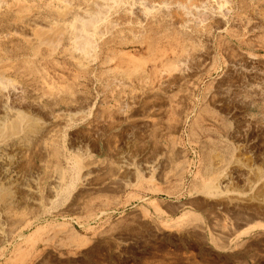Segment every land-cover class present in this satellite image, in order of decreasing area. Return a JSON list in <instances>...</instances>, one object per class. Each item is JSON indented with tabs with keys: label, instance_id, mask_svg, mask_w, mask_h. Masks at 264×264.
I'll return each mask as SVG.
<instances>
[{
	"label": "rangeland",
	"instance_id": "1",
	"mask_svg": "<svg viewBox=\"0 0 264 264\" xmlns=\"http://www.w3.org/2000/svg\"><path fill=\"white\" fill-rule=\"evenodd\" d=\"M141 1L127 0L110 13L113 26H103L106 45L98 46V57L88 61L71 45L65 53L49 55L41 48L34 56L35 44L29 39L41 26L72 20L92 0H0L1 57L8 53L14 65L23 59L24 65L38 66L42 79L21 65L17 83L27 96L45 92V111L60 116L63 155L64 143L73 139L89 146L90 156L92 149L102 162L121 147L148 155L165 148L173 159L170 179L159 185L164 216L147 226L151 232L138 229L135 222L137 199L150 190L144 188L148 185L110 192L95 188L93 194L89 187L74 201L75 194L47 204L48 215L31 227L26 223L40 212L33 207L15 208L1 217L5 257L0 256V264H264V212L252 203L233 207L225 202L217 210L221 227L229 230L240 222L244 226L238 232L247 230L240 237L233 234L227 248L217 246L222 241L218 237L209 238L216 249L200 254L193 240L173 239L181 228L178 223L205 222L196 205L203 200L202 188L217 161L226 165L239 159L264 175V0H190L188 18L174 9L141 14L136 10ZM69 110L78 111L74 120ZM180 120L185 126L179 131ZM231 180L218 199L228 201L253 191V175L235 170ZM263 187L264 177L256 184ZM179 205L184 208L171 209ZM123 241L131 245L124 256L115 249ZM108 247L114 252H107Z\"/></svg>",
	"mask_w": 264,
	"mask_h": 264
},
{
	"label": "bare ground",
	"instance_id": "2",
	"mask_svg": "<svg viewBox=\"0 0 264 264\" xmlns=\"http://www.w3.org/2000/svg\"><path fill=\"white\" fill-rule=\"evenodd\" d=\"M154 1L161 2L162 4L160 5L158 3L159 5H148L149 3H147L146 5V3L142 0L139 5L137 4V12L148 15L147 13L154 12L156 14L157 12L162 13L163 11L165 13H169L174 9L177 13H180L184 17L188 18V16H190L189 14H191V10L193 9H191L188 5L190 0H179L178 2L175 0L176 3L174 5H169V3L165 2L166 0ZM126 2L127 0H92L88 8L85 11L83 10V12L76 13L72 20H65L66 22L63 20L62 23L59 21L60 24H46L41 26V28L35 31L32 38L29 39L30 43L35 44L34 47L32 46V54L36 56L40 52L41 48L47 49L49 55L59 52L65 53L69 50L67 47L71 45L69 48H72L75 53H78V55L82 56L85 60L90 61L91 58L94 59V57H98V54H95L98 52L96 50L97 47L99 46L103 49L106 45V40L104 41L103 37L105 32L103 30V26H106L107 24L108 26H113L114 21L108 19L110 13L121 9ZM68 9L69 7L65 10ZM60 15L63 16L64 14H59V16ZM183 19L185 20V18ZM24 42H26V40ZM65 42H67V44H64L63 46V43ZM8 50H10V48ZM6 54L8 55V53H5V57H1L0 54V219L1 217L5 218L8 212L12 213V209L30 206V208L33 207L40 212L36 215L34 221L26 223L25 227L28 228L35 222H38L43 217L47 216V204L56 202L58 199L60 200V197L69 200L72 198L71 196L75 194V196H73L74 201L89 187H91V194H93L95 191L92 190L95 188H100L104 191L110 192L125 189L127 187H144L145 185H148L144 188H149L150 190H144V193L141 192L137 199V204L135 205L137 218L135 222L138 229H145L151 232V229H148L147 226H153L154 219H160L164 216L163 207L160 206L161 199L158 196L159 194H163V190L159 187V185L170 179L169 169L171 168L173 159L171 161L170 156H168L169 154H167V150L165 148H155L154 153L150 152L148 155L144 152L139 153V151L138 153H132V150H125L126 147L115 148V152L108 156L109 158L107 161L102 162V160L99 161L96 159L95 154L92 153V149L90 156V152L88 150L89 146L87 147V145L81 141L70 139L64 143L66 152L63 155L58 141V135L60 133L58 131L60 126L59 114H54L53 111H51L52 109L50 111H45L46 109L43 107L45 92L40 95L37 94L36 96L29 95V93L27 96L24 93V89H22L17 83L16 76L18 71L22 68L20 66H23L25 62L21 59L22 62L20 65L16 63V65H14ZM107 61L108 59L103 60L102 64H106ZM29 64L24 66H28L27 69L33 73L32 76L34 75L35 77L42 79L43 76L38 70V66H31ZM42 72L44 71L42 70ZM48 89L50 90L51 96L56 94L54 86H50ZM58 89L60 88L58 87ZM32 97L34 99L33 101L31 100ZM53 98L56 103L59 104V101L57 100L58 97L53 96ZM67 114L71 120H74L78 111L76 114V111L69 110ZM184 123L185 122H181V120L178 123L177 128L179 131L183 129V126H185ZM148 127L146 129H148ZM108 153H110V151ZM174 156H176V154ZM213 169L214 170L211 174H209L208 180L204 184L201 191L203 200L198 204L196 203V209L202 212L205 217V222L193 224L191 226V223H178L181 228L177 231L175 237L173 238L182 242L193 240L192 242L194 245L192 247L200 254H212L215 247L213 248L209 241L215 240L216 237L222 240L217 244L219 248L224 249L229 247V245L233 242V234L237 233L238 230L244 226L243 223L236 222V224H234V228H230L231 230L221 227L218 222L219 218L217 210L222 209L225 206V202L233 205V207L240 206L245 203H252L257 207H260L262 212H264V187L262 189L256 188V184L264 177L261 172L255 171L250 165L241 162L239 159H234L226 165L217 161L215 163V168ZM235 170H243L255 177L253 191L251 189V193L245 197L233 196L230 197L231 199L226 197L228 201L225 199H218L219 196H221L222 189H225L229 184L231 176ZM149 184L152 185L149 186ZM169 208L170 205L166 211H168ZM179 208H184V206L179 205L177 207H172L171 209L176 211ZM174 211L169 213L174 214ZM191 215L194 214L192 213ZM248 220L251 221L250 218ZM39 229L40 228H38L35 233H37ZM22 230L24 229H21V231ZM245 232H247V230L244 232L239 231L237 236L240 237V235ZM80 237L81 236L79 235V238ZM1 242L2 240L0 238V246L2 245ZM113 248L108 247L106 250L107 252H114ZM130 248L131 245L129 242L123 241V243L115 249L117 254L124 256L125 252ZM0 256L5 257V253L2 252L1 248ZM21 263L23 264V262L15 260L12 264Z\"/></svg>",
	"mask_w": 264,
	"mask_h": 264
}]
</instances>
